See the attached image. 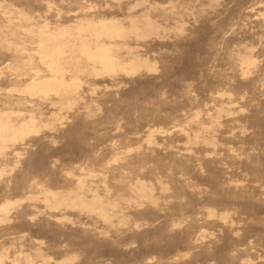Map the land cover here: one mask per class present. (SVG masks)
<instances>
[{
  "label": "rangeland",
  "instance_id": "1",
  "mask_svg": "<svg viewBox=\"0 0 264 264\" xmlns=\"http://www.w3.org/2000/svg\"><path fill=\"white\" fill-rule=\"evenodd\" d=\"M0 264H264V0H0Z\"/></svg>",
  "mask_w": 264,
  "mask_h": 264
}]
</instances>
